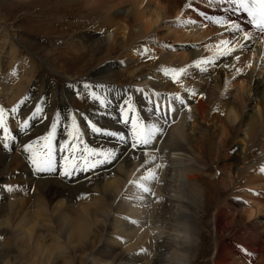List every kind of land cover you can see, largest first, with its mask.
I'll use <instances>...</instances> for the list:
<instances>
[{
  "label": "bare ground",
  "instance_id": "6f19581e",
  "mask_svg": "<svg viewBox=\"0 0 264 264\" xmlns=\"http://www.w3.org/2000/svg\"><path fill=\"white\" fill-rule=\"evenodd\" d=\"M66 1L55 0L49 6L53 11L63 6L61 14H68L65 19L58 16L65 33L74 36L85 31L97 38L91 43L92 51L105 49L106 54L105 59L97 58L93 72L85 74L95 81L83 86L85 98L93 104L86 114L71 115L63 101L48 114L49 105L40 101L49 91L47 85L40 88L41 97L31 100L33 88L27 87L37 66L30 56L17 59L18 37L0 17L4 117L0 126V264H194L198 247L202 257L209 252L207 237L198 226L212 209L215 238L233 227L231 212H243L241 218L250 224L245 228L250 232L239 240L220 244L216 239L212 263L264 264V172L260 171L264 167V36L254 33L244 42L247 48L237 45L230 54H224L221 43L197 49L215 36L233 39L210 17L225 16L250 27L243 13L225 11L226 0H203L209 6L205 15L195 12L199 9L195 0H70L71 7ZM82 5L91 9L83 13ZM117 50L121 53L109 60ZM112 68L119 70L124 81L118 83L120 87L102 76ZM165 68L185 71L174 80L172 73L164 74ZM238 77L244 80L232 82ZM72 78L63 79L70 88L63 92V100L71 89L85 85ZM38 105L41 115L32 119ZM164 112L166 125L157 119ZM41 116L46 117L47 136L56 123L51 140L55 171L46 175L36 172L29 159L33 153L46 152L44 144H35L29 136L39 130ZM132 118L138 125L158 123L164 133L147 146L133 148ZM73 119L77 127L68 132ZM24 120L29 123L27 130H22ZM92 125L100 132H94ZM216 130L220 133L212 151ZM106 133L124 136L127 143ZM28 144L32 149L26 152ZM86 147L97 152L115 149L117 158L111 164L62 176L66 165L84 169L94 163L96 157ZM237 151L239 158L233 155ZM207 159L209 167L204 165ZM20 165L22 184L4 182L6 173ZM211 167L212 181L217 178L214 207L208 205L212 201L203 180L205 169ZM150 172L156 178L144 180ZM137 183L150 192H143ZM32 185L29 195L26 191Z\"/></svg>",
  "mask_w": 264,
  "mask_h": 264
},
{
  "label": "rangeland",
  "instance_id": "374dc122",
  "mask_svg": "<svg viewBox=\"0 0 264 264\" xmlns=\"http://www.w3.org/2000/svg\"><path fill=\"white\" fill-rule=\"evenodd\" d=\"M54 1L55 0H0V17L3 19L4 23L7 26L15 30L14 32L18 37L19 42H17V46L20 49V51L17 56V59L20 60L21 58L24 57L28 58L30 56L28 59L32 61L34 67L37 66V68L33 71L32 75L34 76L32 77L31 84L29 87H27L30 88L32 85L33 88V92L30 96L31 100L35 99L36 96H39L40 88H42L44 85H47L49 86V91L43 94V97L41 98L40 101L42 105L43 103H45L47 106L49 105L48 114H50V112L53 111L54 108H56L57 105L62 101L65 102V104H67L68 106H70L69 112L71 113V115L74 114L78 115L80 113L86 114L88 113V110L92 108L93 104L90 101V99L87 100L85 98L86 97L84 93L85 87L83 86H88V83L92 84V82L94 83L95 81H90L89 79L85 78V74L88 72H93L94 68L96 69L95 61L97 60V58L99 59L106 58L105 49H101L99 51H92L91 43L97 38L87 35L85 31L76 33L74 34V36L67 35L65 33L64 28H62L61 25L58 23V16L65 19L68 16V14H61L62 12L61 8H63V6L62 7L55 6L53 9H55L56 11L49 9V6L53 5ZM69 1L70 0H67L64 4H66V6L71 7L72 5L71 3H69ZM202 1L203 0H195V5L199 6L198 7L199 9H197L195 12H199L205 15L206 13L204 12V10L209 6H206V4H204ZM215 7L225 9V6L222 5L220 7V4L219 5L215 4ZM90 9H91L90 6L85 7L82 5L80 6L79 11H83V13H86L87 10ZM178 17L173 19V21L177 20ZM180 17L182 20H184L182 16ZM221 41H223L222 38L215 36L211 40H209V42H207L206 44L197 45L198 46L197 49H201L205 46L209 47L210 45H216L221 43ZM175 44L178 45L177 43ZM120 53L121 52L117 50L109 55L111 59L108 56L107 57L109 60L112 61L114 60L113 57H117ZM42 62L45 64L42 65L41 64ZM102 76L107 77V79L111 81V84L117 87H120L119 86L120 84H118L119 82H124L122 81L123 79L120 78L119 76V70L116 68H112L104 72ZM67 78L75 79L79 84H85V85H82L77 90L71 89V93L69 94V96H67V98L63 100L64 98L63 92L67 89H70L69 83L63 80ZM236 80H238L239 82L244 79L242 77H238V79H235L232 82H235ZM106 82L108 81L106 80ZM229 86H233V85L230 83ZM42 92L43 91L41 89V93ZM39 97H41V95ZM167 111H168V106H167ZM48 114L46 116H48ZM40 115L41 113H39V116ZM41 117L42 120L40 119V126L38 124L39 130L37 129L36 132L33 131L34 133L31 132L30 133L31 135L29 136L32 137L31 139L35 144L37 143L39 145L41 144L45 145L46 141L43 138L47 137L46 135L47 131L44 129L43 123L46 117L45 116H41ZM67 127H68L67 128L68 132H71L72 130L76 129L77 122L75 121V125H73V120H72L67 125ZM11 129L12 128H10V130L8 131L12 132ZM43 130H45L46 132ZM219 133L220 132L216 130L212 135V140H211V142L213 143L212 144L213 148L211 147L212 151L213 150L215 151L214 145L216 146L218 142L219 137H217V135ZM228 148H225L224 153L228 152ZM233 155L235 156V158H239L238 151L235 152ZM204 165L206 167H209L211 165V161L207 159V162H204ZM8 166L9 165H7V167ZM2 168L3 166H1L0 164V170H2ZM19 169L21 172L19 171ZM15 170H17V173ZM22 170L23 169L21 165L20 167L17 166L13 171L9 170L5 175L4 182L6 181L8 183L9 181H11L10 183H12L13 185L16 186L21 185L22 176L20 175H22ZM213 171H214L213 167H211V169L206 168L205 173L203 175L204 188L206 189L207 194L210 195L212 201L208 203L209 207L211 206L214 207V205L216 204L215 201H217V191L214 189L213 186V183L216 185L217 178L213 182L210 177ZM5 172H6V168H5ZM52 172H44L45 173L44 175ZM216 174L218 173L216 172ZM88 175H92V174H88ZM226 177L227 175L225 176V179ZM15 183H17L18 185ZM26 192L29 193V195H31L33 192V185ZM236 201H238V199H236ZM237 206H241V204L238 203ZM222 211L224 212V208L220 209V213ZM199 213L201 214V212ZM214 213L215 211L212 209V211H210V215L206 219H203L201 221L202 223H200L201 225L198 226L199 233L204 232V235L207 237L205 241V248L207 250L209 249V252L206 254V256L202 257L198 253V251L201 250V248L198 247L199 249L197 248V252L195 255L196 262L194 264H213L212 263L213 246L217 241L220 244H223V242H225L227 239L239 240L241 234L250 232L245 229V228H250V224L248 223L249 220H246L244 216L241 218V213L243 212L238 210L235 212H231L232 214L234 213L232 217L233 218L232 220L234 221L233 227L226 230L220 236L217 235L215 238V233L212 230V225L210 222L213 218ZM200 214L199 217L201 216ZM262 221H263L262 224H264V219ZM201 226H203L204 230L202 229ZM260 227H261L260 229H262V226ZM196 242H197L196 244L200 243L199 241Z\"/></svg>",
  "mask_w": 264,
  "mask_h": 264
},
{
  "label": "snow or ice",
  "instance_id": "6c2138e0",
  "mask_svg": "<svg viewBox=\"0 0 264 264\" xmlns=\"http://www.w3.org/2000/svg\"><path fill=\"white\" fill-rule=\"evenodd\" d=\"M227 4L229 5L228 9L225 11H231L233 14L237 13H243L247 17V23L250 25V27H242L240 23H236L235 21L231 20L228 17L225 16H219V17H210L209 19L213 20L214 23H216L220 27H224L225 30L230 31L233 34L232 41L223 40L221 41V44L224 45V54H230L231 52L235 51L237 45L241 48H247L248 45L244 42L250 41L254 33H259L261 36H264V0H226ZM236 59H239V56L236 57ZM262 59H264V54H262ZM201 62L198 61L197 65H199ZM206 63V61H205ZM249 66H251V62H249ZM203 70V69H202ZM164 74L168 75L169 73L173 74V79L175 80L176 76H178L181 73H184L185 69H163ZM179 99V97H177ZM183 103V101H181ZM17 111L16 108L12 109V112L15 113ZM42 111L41 107L38 105L36 108V112L33 113L32 119L35 118L37 113H40ZM159 112V109H157ZM158 120L162 121L163 124L168 123V114L166 112L160 113V115L157 117ZM4 117H3V109H0V126H3ZM127 122V120H126ZM132 147L135 148L139 145L147 146L153 141L162 136L164 133V127H162L158 123H151V124H143L138 125L137 119L132 118ZM73 125H75V119H73ZM29 126L28 120H24L22 122V130H27ZM55 128L56 123L54 122L52 124L53 131L49 133L47 137H44L43 139L46 141L45 143V149L46 152L37 155L33 153L29 159H31L32 164L34 165V170L36 172H52L55 171L54 163H53V157H52V145L51 140L54 138L55 135ZM92 130L94 132H100V129L92 125ZM4 131L7 133L8 129L4 128ZM108 135L117 136L119 140L122 142L127 143V140L124 136H120L117 133H106ZM71 135V133H69ZM4 147L7 148L8 144L5 143ZM61 148H64V145H61ZM32 149V144L25 145L24 150L26 152L30 151ZM73 149H75V145H73ZM85 151L89 152V154L95 155L96 159L94 163H91L89 166L85 167L84 169H81L78 164H69L66 165L64 170L61 171V175L65 177H71L74 172H78L81 170L87 171L90 168H97L99 166H103L105 164H111L114 159L117 158V153L115 149H108V150H101L97 152L94 149H88L85 148ZM67 159V158H65ZM154 160L155 157H152ZM157 168L161 167V165H156ZM261 172H264V167H261ZM155 173L150 172L148 176L144 177V180H151L155 179ZM130 183H136L134 181H130ZM137 187L141 188L143 192H150V189L143 183H137ZM135 223V221H133Z\"/></svg>",
  "mask_w": 264,
  "mask_h": 264
}]
</instances>
